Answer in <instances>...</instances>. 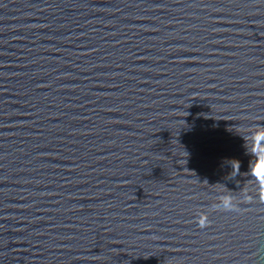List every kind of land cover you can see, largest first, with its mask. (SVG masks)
<instances>
[{
	"label": "water",
	"instance_id": "1",
	"mask_svg": "<svg viewBox=\"0 0 264 264\" xmlns=\"http://www.w3.org/2000/svg\"><path fill=\"white\" fill-rule=\"evenodd\" d=\"M260 126L264 0H0V264H264Z\"/></svg>",
	"mask_w": 264,
	"mask_h": 264
},
{
	"label": "clouds",
	"instance_id": "2",
	"mask_svg": "<svg viewBox=\"0 0 264 264\" xmlns=\"http://www.w3.org/2000/svg\"><path fill=\"white\" fill-rule=\"evenodd\" d=\"M262 129H264V126H260ZM243 139V138H242ZM246 143V141H244ZM253 148L256 149V151L252 152L250 157H255V162L252 163V159L249 160L248 165V176L252 177V181L255 183V185L259 189V184L261 179H264V177H260L257 174L261 169H264V130H262L260 133L256 135V138L253 141ZM247 154V149L245 150ZM230 167L232 169L231 175L234 177L240 175V168L241 163L238 160H232L230 162ZM216 211H222L225 213L228 212H235L239 211V204L232 201L230 195H227V189H225V195L223 196V199L218 201L217 204L214 206ZM209 221L205 220L203 225L201 226L202 229L208 227Z\"/></svg>",
	"mask_w": 264,
	"mask_h": 264
},
{
	"label": "snow or ice",
	"instance_id": "3",
	"mask_svg": "<svg viewBox=\"0 0 264 264\" xmlns=\"http://www.w3.org/2000/svg\"><path fill=\"white\" fill-rule=\"evenodd\" d=\"M262 171H264V169H261Z\"/></svg>",
	"mask_w": 264,
	"mask_h": 264
}]
</instances>
